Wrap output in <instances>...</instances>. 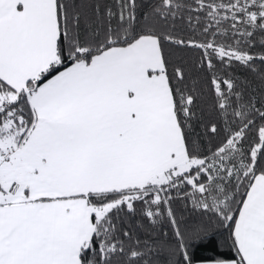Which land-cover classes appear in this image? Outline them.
Segmentation results:
<instances>
[{"label":"snow or ice","instance_id":"obj_1","mask_svg":"<svg viewBox=\"0 0 264 264\" xmlns=\"http://www.w3.org/2000/svg\"><path fill=\"white\" fill-rule=\"evenodd\" d=\"M0 264H264V0H0Z\"/></svg>","mask_w":264,"mask_h":264},{"label":"trees","instance_id":"obj_2","mask_svg":"<svg viewBox=\"0 0 264 264\" xmlns=\"http://www.w3.org/2000/svg\"><path fill=\"white\" fill-rule=\"evenodd\" d=\"M221 251H224V249H221ZM198 256H209V255H213V253L211 251H209L208 249H200L197 252Z\"/></svg>","mask_w":264,"mask_h":264}]
</instances>
